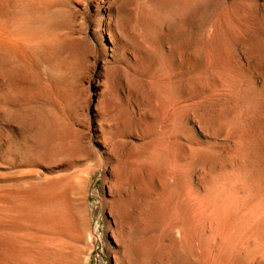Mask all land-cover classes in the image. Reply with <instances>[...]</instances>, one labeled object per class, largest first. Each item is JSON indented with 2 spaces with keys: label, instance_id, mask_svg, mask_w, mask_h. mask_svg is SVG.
<instances>
[{
  "label": "rangeland",
  "instance_id": "1",
  "mask_svg": "<svg viewBox=\"0 0 264 264\" xmlns=\"http://www.w3.org/2000/svg\"><path fill=\"white\" fill-rule=\"evenodd\" d=\"M9 1L40 39L0 53V264H264V0Z\"/></svg>",
  "mask_w": 264,
  "mask_h": 264
},
{
  "label": "bare ground",
  "instance_id": "2",
  "mask_svg": "<svg viewBox=\"0 0 264 264\" xmlns=\"http://www.w3.org/2000/svg\"><path fill=\"white\" fill-rule=\"evenodd\" d=\"M1 1H2V0H1ZM6 1H7V0H6ZM13 1H15V0H13ZM17 1H18V0H17ZM17 1H16V2H17ZM19 1H20V3H21V4H19V5H21L20 7H22V5H23L22 3H23V2H21L22 0H19ZM23 1H25V0H23ZM32 1H33V0H32ZM37 1H39V3H40V2H44L45 0H37ZM127 1H128V0H127ZM10 2H12V0H10L8 3H10ZM16 2H15V4L18 6V3H16ZM26 2H27V0H26ZM34 2H35V1H34ZM8 3H7V5H8ZM5 4H6V3H5ZM28 4H29V3H28ZM41 4H42V3H41ZM2 5H4V3H2ZM24 5H25V8H27V7H26L27 3L24 4ZM48 5H49V4H48ZM8 6H9V5H8ZM27 6H28V5H27ZM40 6H42V5H40ZM50 6H51V5H50ZM31 7H33V5H32ZM31 7H29V8H31ZM46 7H47V5H46ZM3 8H6V7L4 6ZM23 8H24V7H22L21 9H23ZM41 8H43V7H41ZM41 8H40V9H41ZM138 8H139V7H138ZM7 9H8V8H7ZM31 9H32V8H31ZM34 9H35V7H34ZM46 9H47V8H46ZM48 9H49V8H48ZM32 10H33V9H32ZM38 10H39V9H38ZM24 11H25V10H24ZM24 11H23V13H24ZM6 12H7V11H6ZM40 12H41V11H40ZM44 12L47 13V11H44ZM41 13H42V12H41ZM17 14L19 15V13H17ZM52 14H54V12H53ZM18 15H17V17H18ZM38 15H39V14H38ZM50 15H51V14H50V12H49V16H50ZM55 15H56V14H55ZM9 16H10V15H9ZM19 16H21V13H20ZM23 16H24V15H23ZM47 16H48V14H47ZM51 16H52V15H51ZM17 17H16V18H17ZM19 18H22V16L19 17ZM38 18H39V17H38ZM44 18H45V16L43 17V19H44ZM49 18H50V17H49ZM17 19H18V18H17ZM17 19H16V21H17ZM24 19H25V17H24ZM36 19H37V18H36ZM36 19H35V20H36ZM43 19H42V20H43ZM54 19H55V18H54ZM54 19H53V20H54ZM57 19H58V18H57ZM126 19H127V18H126ZM35 20H34V21H35ZM40 20H41V19L39 18V22H40ZM55 20H56V19H55ZM0 21H1V20H0ZM19 21H21V20L19 19ZM19 21H18V22H19ZM46 21H48V20H45V19H44V22H46ZM50 21H52V19H51ZM56 21H57V20H56ZM125 21H126V20H125ZM16 23H17V22H16ZM20 23H21V22H20ZM41 23H42V21H41ZM47 23H48V22H47ZM36 24H40V23H37V21H36V22H35V25H36ZM45 24H46V23H45ZM45 24H44V25H45ZM50 24L53 25L54 22H53V23H50ZM21 25H22V23L20 24V26H21ZM23 25H24V24H23ZM40 25H41V24H40ZM40 25H38V26H40ZM20 26H18V27H20ZM25 26H26V25H25ZM38 26H37V27H38ZM41 26H42V25H41ZM41 26H40V29L43 28V26H42V28H41ZM50 26H51V25H50ZM18 27H17V25L15 26L16 29H17ZM26 27H27V26H26ZM26 27H25V28H26ZM37 27H36V28H37ZM15 28H13L14 30L11 32V34L14 32V33L12 34L13 36H14V34H15V32H16ZM23 28H24V26H21V28L17 29V32H18V31H20V32H18V33L16 32V34H18V38L21 37L20 39H18L16 35H15L14 37H12V38L18 39V40H16L17 42L13 43L14 41H13V42H12V41H9V39H7V38H6V40H7V42H8L9 44L6 42V40L0 42V47L3 48V51H2L1 48H0V53H1V52H4V50H6V51L10 52L9 54L12 53V54H13V57H14V56H15V58L17 57L16 60H19L20 58L26 57V55L28 54V50H30V47L33 46V45H30V43H31V44H32V43H33V44H37V43L39 42V39H40V38L38 39V38H37L38 36L36 37V35H39L40 31H39V33L37 34V33H36L37 30H36V31H32L33 29H31V28L28 27L29 29H31L32 32H35V33H36L35 37L38 39V41H37L36 43H34L33 41H34V39H36V38L33 37V38H34V39H33V38L31 37V36H34V35H31V34H34V33H31V34L29 33V36H30V37H29L28 34L26 35V33H28L30 30H29L28 32H26V30H25V31L22 30ZM28 28H27V29H28ZM10 30H11V29H10ZM1 31H2V30H1ZM7 32L10 34L9 31H7ZM7 32L5 33L6 35H7ZM25 32H26V33H25ZM1 33H3V32H1ZM5 34H4V35H5ZM9 34H8L7 36H5V37H8ZM20 34H23V37H22V35L19 37ZM12 35H10V36H12ZM1 36H3V35L1 34ZM1 36H0V38H1ZM10 36H9V37H10ZM41 36H43V35H42V32H41ZM44 36H45V34H44ZM47 36H49V35H47ZM5 37L3 36V37L1 38V40H2V39H5ZM45 38H46V37H45ZM10 39H11V38H10ZM42 39H43V38H42ZM42 39H41V40H42ZM47 39H48V37H47L45 40H47ZM11 40H12V39H11ZM13 40H14V39H13ZM43 40H44V39H43ZM11 42H12V43H11ZM10 43H11V45H10ZM28 43H29V44H28ZM43 45H44V44H43ZM29 46H30V47H29ZM35 46H36V45H35ZM38 48H40L39 45H38ZM38 48L36 47V49H38ZM31 49H32V47H31ZM34 49H35V47H33V50H34ZM39 50H40V49H39ZM41 50H43V49L41 48ZM41 50H40V51H41ZM34 52L36 53L35 50H34ZM6 53H7V52H5V54H6ZM31 53H32V51H31ZM41 53H42V52H41ZM50 53H51V52H50ZM12 54H11V56H12ZM3 55H4V53H3ZM7 55H8V53H7ZM32 55L34 56L35 54H32ZM18 57H19V58H18ZM22 61H25V60H22ZM29 61H30V60H29ZM29 61H28V62H29ZM19 62H21V61L19 60ZM30 62H31V61H30ZM32 62H33V61H32ZM24 63H25V62H24ZM24 63H23V64H24ZM31 68H32V67H31ZM45 69H46V71H47L48 74H51V73L53 74V71H52V69H50V67L48 68V67L46 66ZM60 73H61V72H60ZM57 75H59V70H58V72H57ZM54 76H55V75H54ZM63 76H64V75H63ZM60 77H61V74H60ZM50 79H51V78H50ZM61 80H62V78H61ZM52 82H53V81H52ZM61 82H62V81H61ZM49 84H50V83H49ZM55 84H56V83H55ZM68 84H69V83H68ZM51 85H52V84H51ZM51 85H50V86H51ZM62 85H63V84H62ZM63 91H64V90H63ZM47 182H48V181H47ZM49 182H51V180H50ZM57 182H58V181H57ZM57 182H56V183H57ZM53 184H54V182H53ZM53 184H52V185H53ZM45 185H46V184L42 185V187L39 188V189H42V188L45 189V187H44ZM47 185L50 186L48 183H47ZM47 185H46V187H48ZM57 186H58V183H57ZM60 186H61V184L59 185V187H60ZM29 187H30V186H29ZM54 187H55V186H54ZM26 188H27V187H26ZM30 188H31V187H30ZM52 188H53V187H52ZM63 188H64V187H62V188L60 187V189H63ZM66 188H67V186H66ZM66 188H64V189H66ZM16 189H19V188H16ZM24 189H25V188H24ZM24 189H23V191H24ZM60 189L57 187L55 191L51 190V192H52V191H53V192H52V193H48V194H46V195H45L44 193H43L44 195H43V194L41 195V191H40V192H37V193H36V196L38 195L37 197L33 194V192H34V193L36 192L37 188H35L34 191H33V188H32L31 190L28 189L29 193H30V191H31V193L28 194V195H30V196H27V195L24 196V194H18L19 192L23 193L22 190L19 191V192H16V191H15V192L17 193L16 195H15V193H14V195H13V193H12L11 191H10V192H11V194H12L13 196H16L15 199H18L19 197L21 198L22 195H23L24 197H26L25 200H24V197L22 196V197H23L22 201H23V200L26 201L27 204L24 203V202H22L21 199H20V200H17V201H18V202L21 201L23 204H25V206H28V209H29V207H30L29 205H33L34 203H35L37 206H38V205H40V206H45V205H47V204L50 205V204H53V203H55V202H58V201L60 200V198H61V193H62V194H63V193H66V191L63 192V190H60ZM4 190H5V189H4ZM6 190H7V189H6ZM8 190H11V189H8ZM19 190H20V189H19ZM25 190H27V189H25ZM57 190H60V191L58 192ZM28 191H27V192H28ZM32 191H33V192H32ZM61 191H62V192H61ZM1 192H3L2 189H1ZM1 192H0V193H1ZM24 192H25V191H24ZM27 192H26V193H27ZM3 193H4V192H3ZM6 193H7V192H6ZM6 193H5V197H6V195H9V194H10V193H9V194H6ZM26 193H25V194H26ZM38 193H40V194H38ZM11 194H10V195H11ZM17 195H19V197H17ZM20 195H21V196H20ZM31 195H33V196H35V197H33V196H31ZM64 198H65V197H64ZM66 199H67V198H66ZM7 201H8V200H7ZM7 201H5V202H7ZM17 201H16V204H18V206H20L21 204L19 205V203H17ZM66 201H67V200H66ZM68 201H69V200H68ZM11 202H12V201H11ZM11 202H10V203H11ZM13 202H14V200H13ZM63 202H64V201H63ZM3 203H4V201H3ZM3 203H1V204H3ZM14 203H15V202H14ZM72 203H73V202H72ZM5 204L8 205V203H5ZM35 204H34V205H35ZM59 204H60V205H59L60 207H58L59 210L57 209V213H56L55 210H54L55 214L53 213V214L51 215V214H50L51 212H50V213L47 214V217L49 218V221L52 222V224H55V225H54L55 227H52V228L55 229V228L57 227V228H59V230L61 229V233H62V231H64V230H65V231H69V230H68L69 227H75V226H73L74 223H75V222H74L75 219H73V217H72L71 214H70V213H72V212L69 210V209H71V207L69 208V206H66V203H63V205H61V202H60ZM67 204H68V203H67ZM9 205H10V204H9ZM13 205H15V204H13ZM49 205H48V207H49ZM4 206H5V205H4ZM57 206H58V205H57ZM57 206H56V207H57ZM10 207H11V206H10ZM10 207H9V209H10ZM22 207H24V206L22 205ZM4 208H6V207H4ZM25 208L27 209V207L21 208V209H22L21 211H23ZM53 208H55V207H53ZM73 208H74V207H73ZM13 209H15V208H13ZM17 209H20V208H16L15 211H16ZM28 209H27V211H28L27 213H29V210H28ZM32 209H33V208H32ZM42 209H43V208H42ZM55 209H56V208H55ZM74 209H75V208H74ZM0 210H1V209H0ZM7 211H8V210H7ZM24 211H25V210H24ZM30 211L33 212L34 210H30ZM37 211H38V209H37ZM37 211H35L36 214L38 213ZM49 211H50V210H49ZM74 211H76V210H73V212H74ZM11 212L13 213V211H11ZM16 212H17V211H16ZM32 212H31V213H32ZM69 212H70V213H69ZM17 213H19V215H20L19 217H21L22 220H25V219H24V217H25L24 214H23L24 216H22V215L20 214V212H17ZM17 213H15V214H17ZM31 213H30V214H31ZM39 213H41V212H39ZM39 213H38L37 215H39ZM9 214H10V213H9ZM30 214H29V215H30ZM34 214H35V213H34ZM41 214H42V213H41ZM44 214H46V213H44ZM44 214H43L41 217H40V215L37 216V217H40V218H41V219L39 218V221L43 222L44 219L46 220V216H45ZM72 214H73V213H72ZM48 215H50V217H49ZM1 216H2V215H1ZM1 216H0V217H1ZM11 216H12V215H11ZM35 216H36V215H35ZM7 217H8V216H7ZM16 217H18V215H17ZM22 217H23V218H22ZM71 217H72V219H73V222H71V221H72V220H71ZM1 218H2V217H1ZM14 218H15V217H14ZM29 218H31V220H34V221H35L34 218H36V217H34L33 219H32V217H29ZM29 218H28V219H29ZM18 219H19V218H18ZM18 219H17V220H18ZM21 219H19V220H21ZM28 219L26 218L27 221H30V220H28ZM9 220H11V219H9ZM9 220H8V221H9ZM17 220H16V221H17ZM22 220H21V221H22ZM26 220H25V221H26ZM47 220H48V219H47ZM3 221H4V220H3ZM13 221H14V220H13ZM21 221H19V222H21ZM34 221H31V222H34ZM39 221H38V220H37V222L35 221V222L37 223V225L40 223ZM35 222H34V224H35ZM46 222H47V221H46ZM50 222H48V224H49ZM3 223H4V222H3ZM3 223H2V224H3ZM29 223H30V222H29ZM44 223H45V222H44ZM71 223H73L72 226H70ZM7 224H8V223H7ZM20 224H21V223H20ZM41 224H42V223H41ZM45 224H46V223H45ZM50 224H51V223H50ZM52 224H51V225H52ZM3 225H4V224H3ZM25 225H26V224H25ZM29 225H30V224H29ZM29 225H27V226H29ZM31 226H33V225H31ZM47 226H48V225H47ZM17 227H18V226H17ZM23 227H24V226H23ZM48 227L50 228V226H48ZM9 228H10V227H9ZM20 228H21V227H20ZM29 228H30V227H29ZM13 229H14V228H13ZM39 229H40V227H39ZM50 229H51V228H50ZM41 230H43V228H42ZM45 230H46V229H45ZM51 230H52V229H51ZM38 231H40V230H38ZM56 231H57V230H56ZM65 231L63 232L64 234H69V233L72 234V231H73V230H72L71 232H68V233H66ZM13 232H14V231H13ZM50 232H51V231H50ZM52 232H54V230H53ZM19 233H20V232H19ZM23 233H25V232H23ZM31 233H32V232H31ZM46 233H47V232H46ZM54 233H55V232H54ZM59 233H60V231H59ZM5 234H6V233H5ZM25 234H27V233H25ZM56 234H57V232H56ZM0 235H1V234H0ZM12 235H13V234H12ZM60 235H61V234H60ZM74 235H76V233H75V234H72V236H74ZM6 236H7V235H6ZM9 236H11V235H9ZM34 236H35V235H34ZM65 236H66V235H65ZM77 236H78V235H77ZM20 237H21V236H20ZM20 237H19V238H20ZM44 237H45V236H44ZM54 237H55V236H54ZM58 237H59V236H58ZM65 238H66V237H65ZM72 238H73V237H72ZM3 239H4V238H3ZM6 239H7V238H6ZM10 239H13V238H10ZM17 239H18V238H17ZM31 239L33 240L32 235H31ZM34 239H35V238H34ZM44 239H45V238H44ZM44 239H43V242H44ZM55 239H56V238H55ZM60 239H61V238H60ZM62 239H63V238H62ZM70 239H71V238H70ZM8 240H9V239H8ZM8 240H7V242H9ZM48 240H49V239H48ZM52 240H53V239H52ZM2 241L4 242V240H2ZM40 241H42V239H40ZM59 241H60V240H59ZM0 242H1V241H0ZM3 242H1V243H3ZM7 242L5 241L3 244H5V243L8 244ZM47 242H48V241H47ZM49 242H50V241H49ZM62 243H63V242H62ZM64 243H65V242H64ZM72 243H73V242H72ZM72 243H71V244H72ZM11 244H12V243H11ZM11 244H9V245H11ZM59 245H62V244L60 243ZM5 246H7V245H5ZM11 246L14 247V244L11 245ZM25 246H26V245H25ZM48 246H49V245H48ZM1 247H2V246H1ZM36 247H37V246H36ZM40 247H41V246H40ZM53 247H54V246H53ZM55 247H56V246H55ZM72 247H73V246H72ZM9 248L12 249L11 247H9ZM57 248H58V247H57ZM64 248H65V247H64ZM2 249H5V247L3 246ZM29 249H30V248H29ZM58 249H59V248H58ZM67 249H69V247H68ZM70 249H71V248H70ZM61 250H62V249H61ZM21 251H22V250H21ZM3 252H5V251L3 250ZM3 252H2V253H3ZM6 252L8 253V249H7ZM14 252H15V251H14ZM11 253H12V252H11ZM11 253H10V254H11ZM52 253H53V251L51 252V254H52ZM55 253H56V251H55ZM55 253H54V254H55ZM5 254H6V253H5ZM10 254H8V255H10ZM13 254H15V253H13ZM38 254H39V253H38ZM43 254H44V253H43ZM43 254H42V257L44 258L45 256H49L50 253H48L47 255H43ZM45 254H46V253H45ZM54 254H52V256H55ZM72 254H73V253H72ZM39 255L41 256V254H39ZM39 255H38V256H39ZM56 255H57V254H56ZM58 255L60 256V255H62V254H59V253H58ZM58 255L55 256V257L57 258ZM0 256H1V258H2V255H0ZM10 256H11V255H10ZM13 256L16 258L15 255H12V257H13ZM38 256H37V258H38ZM52 256H51V257H52ZM7 257H8V256H7ZM14 257H13V258H14ZM26 257H28V256H26ZM42 257H40V258H42ZM55 257H54V258H55ZM61 257H63L62 260H61L60 257H58V258H59L58 260H61V262H62V261H64V257H65V256L62 255ZM8 258H9V257H8ZM34 258H36V256H35ZM56 258H55V259H56ZM68 258H70L69 255H68ZM31 259H32V258H31ZM45 259H46V258H45ZM49 259H51V258H49ZM49 259H47V260H49ZM0 260H3V259H0ZM5 260H8V259H5ZM12 260H15V259H12ZM34 260H35V259H34ZM47 260H46V261H47ZM51 260H52L54 263H57V261H58L57 259H56L57 261H56V260L54 261L53 259H51ZM37 261H38V260H37ZM41 261H44V260H41ZM14 262H15V261H14ZM14 262H13V263H14ZM17 262H18V261L16 260L15 263L17 264ZM34 262H35V261H34ZM47 262H48L49 264H51L49 261H47ZM47 262H46V263H47ZM53 262H52V263H53ZM58 262H60V261H58ZM61 262H60V263H61ZM64 262H65V261H64ZM64 262H62V263L65 264ZM66 262H67V260H66ZM0 263H1V262H0ZM4 263H5V262H4ZM8 263L10 264V263H12V262L9 261ZM35 263H36V264H42V262H40V263L35 262ZM6 264H7V263H6ZM18 264H19V263H18ZM57 264H59V263H57Z\"/></svg>",
  "mask_w": 264,
  "mask_h": 264
}]
</instances>
